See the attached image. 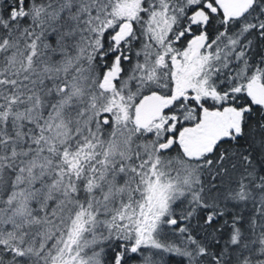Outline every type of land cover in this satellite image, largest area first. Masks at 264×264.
Masks as SVG:
<instances>
[{"label": "snow or ice", "instance_id": "obj_1", "mask_svg": "<svg viewBox=\"0 0 264 264\" xmlns=\"http://www.w3.org/2000/svg\"><path fill=\"white\" fill-rule=\"evenodd\" d=\"M0 264H264V0H0Z\"/></svg>", "mask_w": 264, "mask_h": 264}]
</instances>
